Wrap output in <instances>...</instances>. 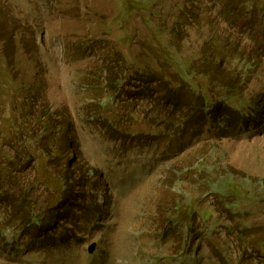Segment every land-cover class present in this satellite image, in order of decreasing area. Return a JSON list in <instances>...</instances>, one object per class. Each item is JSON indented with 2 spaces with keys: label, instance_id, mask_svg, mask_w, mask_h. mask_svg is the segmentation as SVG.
I'll return each instance as SVG.
<instances>
[{
  "label": "rangeland",
  "instance_id": "rangeland-1",
  "mask_svg": "<svg viewBox=\"0 0 264 264\" xmlns=\"http://www.w3.org/2000/svg\"><path fill=\"white\" fill-rule=\"evenodd\" d=\"M260 11L0 0V264H264V122L189 142L162 91L182 67L195 77L182 102L211 78L264 100ZM226 52L223 69L212 58ZM29 210L44 213L40 227Z\"/></svg>",
  "mask_w": 264,
  "mask_h": 264
},
{
  "label": "trees",
  "instance_id": "trees-1",
  "mask_svg": "<svg viewBox=\"0 0 264 264\" xmlns=\"http://www.w3.org/2000/svg\"><path fill=\"white\" fill-rule=\"evenodd\" d=\"M237 2L238 5L241 6V11L244 13H257L259 10H261L260 12H264V0H237ZM178 19L180 21L181 16H178ZM262 31L264 32V26L262 27ZM232 57L233 56L230 55L229 52H226L223 56H217L212 58V60L218 65L222 64V68L226 69L224 64L227 63L230 58L233 59ZM165 62L174 63V59L170 56H166ZM210 72L211 70H208L207 73ZM146 74L148 75L147 72H143L140 74V77H146ZM175 74V79L172 78V80H167L164 83V85L170 84L171 86L173 84V88L164 89L162 91L167 100H173L171 104L180 108L181 114L175 119L176 131L182 132L188 129L194 131V135L189 139V142L196 136H200L206 128L213 129V127H215V132L220 136H230L235 132H237V134H247L249 131L255 132L261 129V125L264 122V105L262 104L264 100H261L260 97L247 96L244 88L242 86H237V80L230 84L224 83L223 80L211 78L212 85L207 93L202 89H199L197 94L192 91V95L182 102V100H180V95L186 87H189L191 91L192 84L189 78L194 77V75L192 71L189 72V70L182 67H176ZM204 75L207 74L204 73ZM243 76H245V73L242 72L240 77ZM146 83L147 86L143 88L142 93L153 95L155 89L153 85L156 84L155 80L150 76ZM175 96L176 100L173 99ZM221 107L222 110L220 111ZM198 109L201 112V116L197 119L195 111ZM231 117H235L236 120ZM244 120H246L247 123L254 121L255 125L248 127V125L244 124ZM179 141L181 143L183 137L180 138ZM61 184L62 189L67 190L68 187L79 185V181L72 180V185H69V182ZM44 216V213H36L33 210H29L26 214L27 223L34 227H40L45 221Z\"/></svg>",
  "mask_w": 264,
  "mask_h": 264
},
{
  "label": "water",
  "instance_id": "water-1",
  "mask_svg": "<svg viewBox=\"0 0 264 264\" xmlns=\"http://www.w3.org/2000/svg\"><path fill=\"white\" fill-rule=\"evenodd\" d=\"M95 249H96V243L94 242V243H91L89 246H88V249H87V251H88V253H93L94 251H95Z\"/></svg>",
  "mask_w": 264,
  "mask_h": 264
}]
</instances>
